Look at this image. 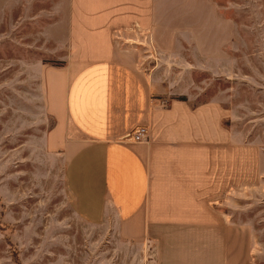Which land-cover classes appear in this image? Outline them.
<instances>
[{
	"label": "crops",
	"instance_id": "crops-1",
	"mask_svg": "<svg viewBox=\"0 0 264 264\" xmlns=\"http://www.w3.org/2000/svg\"><path fill=\"white\" fill-rule=\"evenodd\" d=\"M10 1L38 2L30 19L43 21L38 38L63 63H37L35 75L54 120L46 148L76 218L148 252L146 264H260L250 227L222 208L259 179L260 151L223 127L213 101L160 104L133 63L173 27L160 13L174 0H0V23ZM140 126L148 138L136 143Z\"/></svg>",
	"mask_w": 264,
	"mask_h": 264
},
{
	"label": "rangeland",
	"instance_id": "rangeland-1",
	"mask_svg": "<svg viewBox=\"0 0 264 264\" xmlns=\"http://www.w3.org/2000/svg\"><path fill=\"white\" fill-rule=\"evenodd\" d=\"M174 2L160 13L173 27L151 36L133 63L156 83L160 104L213 101L223 127L260 151L259 179L222 208L250 227L252 254L264 264V0ZM9 4L0 23V264H146L148 252L74 215L61 161L46 148L54 120L35 75L37 63H63L38 38L43 21L30 19L38 2Z\"/></svg>",
	"mask_w": 264,
	"mask_h": 264
},
{
	"label": "built area",
	"instance_id": "built-area-1",
	"mask_svg": "<svg viewBox=\"0 0 264 264\" xmlns=\"http://www.w3.org/2000/svg\"><path fill=\"white\" fill-rule=\"evenodd\" d=\"M148 138V131L145 126H140L131 134V140L136 143L144 142Z\"/></svg>",
	"mask_w": 264,
	"mask_h": 264
}]
</instances>
